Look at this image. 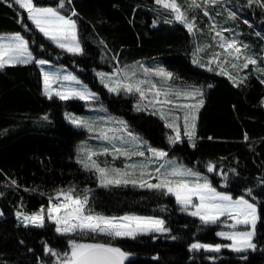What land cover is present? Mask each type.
<instances>
[{
	"label": "trees",
	"instance_id": "16d2710c",
	"mask_svg": "<svg viewBox=\"0 0 264 264\" xmlns=\"http://www.w3.org/2000/svg\"><path fill=\"white\" fill-rule=\"evenodd\" d=\"M58 2L34 0L40 7H58ZM178 3L187 7L185 0ZM246 5L247 0H224L208 11L217 27L231 29L226 33L249 45L244 51L257 61L246 69L230 66L243 64V57L223 65L237 86L228 75L220 74L216 64L207 63L213 52L222 50L212 39L214 33L207 25L209 18L199 8L188 12L189 19L195 17L197 25L195 33H190L185 25L168 18L155 0H72L61 11L63 15H69L73 9L77 13L72 18L77 21L83 49L78 56L46 40L13 0H0V35L21 33L38 59L69 68L83 83L101 93L106 106L124 117L131 131L147 145L162 149L168 157L206 174L220 191L234 197L244 196L255 203L259 213L256 249L243 254L223 250L220 264H264V83H261L264 72L257 70L264 69V9ZM229 10L236 12V19L228 18ZM21 17L31 31L24 30ZM197 46L204 50L197 53ZM194 59L205 66L193 63ZM219 59L222 61L224 57ZM145 65L173 72L178 77L168 82L173 88L195 85L202 89L204 103L196 112L195 147L183 135V125L181 140L170 143L168 137L175 133L166 127L159 114L138 111L135 103L139 100L134 94L135 97L121 93L109 95L98 76L122 67L139 69ZM151 76L148 79L158 87L165 86L157 76ZM244 77L247 79L239 83ZM43 88L41 70L34 62L0 70V193L3 194L0 195L3 213L0 264H56V257L47 253L46 247L64 253L69 251L72 239L81 242L110 239L103 235H58L53 224L24 227L17 219V212L30 214L41 207L48 208L49 197H55L60 189L70 188L75 189L74 196L88 197L86 208L94 214L154 216L163 219L171 229L165 234L111 239L115 246L132 253L125 264L202 263L205 255L191 251L190 245L197 241L219 243L217 228L203 225L183 213L175 198L165 191L132 184L102 186L98 172L81 163L90 164L81 154L92 148L88 133L73 125L65 115L83 111L84 103L49 99ZM179 99L175 97V102ZM44 116L48 119H43ZM179 123L183 124L182 120ZM95 148L99 152L108 149L106 155H100L107 165L112 161L119 164L109 154L111 149L106 143L97 142ZM209 162L215 165V171L207 170ZM13 180L16 185H12ZM248 189L252 190L251 195ZM171 236L177 239L172 240Z\"/></svg>",
	"mask_w": 264,
	"mask_h": 264
},
{
	"label": "snow or ice",
	"instance_id": "6c2138e0",
	"mask_svg": "<svg viewBox=\"0 0 264 264\" xmlns=\"http://www.w3.org/2000/svg\"><path fill=\"white\" fill-rule=\"evenodd\" d=\"M71 2L72 0H59L58 7H40L34 3V0H13L15 5H18L20 9L27 13V20L31 22L39 33L54 43L58 48L76 55L82 54L83 52L79 42L77 21L72 18L77 13L73 9L69 15H63L61 11L65 8L66 4L70 5ZM155 3L172 13L174 20L184 24L190 33H195L197 30L195 17L189 19V10L204 8L206 5L214 6L216 4H222L224 0H200V2L198 0H185L187 7L178 3V0H155ZM253 5L264 9V0H247V7H252ZM203 15L209 16V12L205 9ZM209 18L211 19L210 16ZM228 18L236 19V12L229 10ZM21 23L23 24L22 17ZM244 23L247 24L248 21L245 20ZM209 27L215 33L212 39L216 41V46L222 51L213 52L211 59L207 63L209 65L216 64L221 69L220 74L228 75V78L239 86L237 81L224 70L223 65L229 64L230 60L238 61L241 57L244 59L243 64L231 63L230 66L232 68L246 69L249 67V64L256 65V59L247 55L244 51L249 48V45L244 44L234 36L230 38L223 35L224 32H230L231 29L221 27L217 30L215 24H211ZM23 28L25 31H31L27 24H23ZM204 47H211V45H205ZM203 50L204 48L197 46L196 52L198 53ZM221 56L224 57L222 61L219 59ZM33 62L39 66L49 64L48 60L38 59L33 54L29 40L21 33H16L7 39L0 37V70L8 66L27 65ZM193 63L200 64V61L194 59ZM200 66L204 67L205 65L200 64ZM208 70L211 71L212 68L209 67ZM257 70L264 72V69ZM41 71L43 73L44 94L49 99L55 96L61 101L79 99L90 102L98 98L95 93L91 92L86 85H82V82L72 74L62 75L59 72L45 71L43 67H41ZM121 71L124 72V76L128 80H131L132 76L135 75L134 72L129 75L124 69H117L116 73L111 75H115ZM143 71L146 74L150 73L160 77L165 83V86L158 87L155 82L149 80H138L136 83L117 81L116 87H110L109 91L115 92L118 88L123 87L127 92L135 91L139 93L141 99H147V94L151 93L152 99L148 101V104L143 107L138 104L136 106L137 110H146L150 106L155 108L156 110L152 114H159L161 119L166 121V127L173 129L175 132V135L168 137V141L172 144L181 140V125L179 121L182 119L183 135L195 147L196 112L204 103L202 89L195 85L184 89L173 88L168 82L174 81L178 77L163 67H157L156 69L144 68ZM111 75L98 73L102 83L106 76L111 79ZM245 79L247 77L242 78L239 83H243ZM65 82L79 85V87L66 86ZM261 83H264V80ZM145 84L148 85L147 88L142 87ZM53 85H56V87H53ZM181 96L196 100V103L179 105L175 102L174 98ZM157 105L160 107L157 108ZM165 105L169 106L168 111L164 110ZM176 108L185 109L182 117L174 114ZM65 115L73 125L88 128L90 131L93 130V125L85 118L75 116L72 113H66ZM169 117H171V122H169ZM43 119L47 120L48 117L44 116ZM117 123L124 125L123 131L127 132L128 137L138 147L144 146V150H138L129 154L127 149L114 148V158L115 154L124 155L129 159H131L132 155L145 157L146 152L151 153V156L146 157L145 160L139 163L126 165L124 169H120L101 167L96 160L92 159L93 156L106 155L108 149H104L99 153L90 152L88 156L90 164L83 161L81 163L84 164L85 168L95 169L99 173L102 186L106 187L110 184H137L135 179L130 180L128 178L134 175V173L129 172L127 169H136L139 167L141 169V177L148 175L150 179L154 178L157 180V183L141 180L139 187H147L149 189L165 191L166 194H173L176 202L181 205V210L188 212L193 217H198L203 225L224 224L231 229L230 231H220L217 233L218 236L230 241V243L212 244L197 241L190 245L191 251L198 252L203 250L208 253H220L222 249L227 248L236 253H245L248 250L256 249L253 238L259 216L255 203L249 202L244 196L234 199L229 194L217 191L207 177L201 176L198 171H194L192 168L177 164L174 160L167 159L168 153L166 151L153 148L147 145L146 141H142L140 137L128 132L124 121H117ZM101 138L109 139L106 132L101 133ZM119 139L123 141L124 137L121 136ZM244 139H248L247 134H245ZM152 163H158V166L154 169L157 174L155 177H152L150 172L144 171ZM207 170L209 172L215 171V165L209 162ZM11 183L12 185H16L15 180L11 181ZM74 191L75 189L72 188L67 191L60 189L55 197H49L50 204L48 208L41 207L38 211L30 214L23 212H17L16 214L17 219L21 220L24 227L31 225L42 228L44 227L45 217H47L56 224L55 231L57 233L64 235H103L110 238L107 242H81L72 239L69 240V251L64 253H57L52 248L46 247L45 251L56 257V264H125L132 253L115 246L111 243V239L124 237L134 239L138 235L171 232V229L165 225L163 219L154 216L125 215L122 217H109L94 214L86 208L88 197L86 195L82 198L80 196H74ZM251 191V189L247 190L248 195H251ZM0 195L3 194L0 193ZM61 197H63V200H61ZM53 200L59 202L53 203ZM189 208L192 211H189ZM0 215H3V213L0 212ZM170 238L172 240L177 239L176 236H171ZM242 258L246 259L247 257ZM209 259L215 260L216 257L212 256Z\"/></svg>",
	"mask_w": 264,
	"mask_h": 264
},
{
	"label": "rangeland",
	"instance_id": "374dc122",
	"mask_svg": "<svg viewBox=\"0 0 264 264\" xmlns=\"http://www.w3.org/2000/svg\"><path fill=\"white\" fill-rule=\"evenodd\" d=\"M198 2H200V0H198ZM213 6H205L204 8H199L200 11L204 12V10L206 9L207 11H209V8H211ZM162 8V7H161ZM162 10H164V12L166 14H168V18H170L173 22H177L174 20V17H173V14L166 11L165 9L162 8ZM207 18H209L208 16H206ZM209 21V23H208ZM177 23H180V22H177ZM182 24V23H181ZM209 24V26L211 24H215L216 23L210 18L207 19V25ZM184 25V24H183ZM217 26V25H216ZM210 28V27H209ZM210 30V29H209ZM217 30H219V27H217ZM211 31V30H210ZM212 32V31H211ZM214 33V32H212ZM41 34V33H40ZM14 34H11V35H0V37H4L5 39H7L8 37L12 36ZM42 35V34H41ZM215 35V33H214ZM224 36L226 37H233V35L231 33H226L224 32L223 33ZM43 36V35H42ZM213 36V35H212ZM44 37V36H43ZM45 38V37H44ZM46 40H48L47 38H45ZM218 39V38H217ZM49 42H51L50 40H48ZM52 43V42H51ZM53 45H55L54 43H52ZM56 46V45H55ZM57 47V46H56ZM61 49V48H60ZM63 50V49H62ZM65 51V50H64ZM67 52V51H66ZM70 53V52H68ZM72 54V53H71ZM78 56L82 55V54H76ZM242 58V57H241ZM39 66V65H38ZM41 67H43V69L45 71H50V72H59L61 73L62 75L64 74H72L74 76L77 77V75H75V73H73L69 68L67 67H63V66H59V65H55L53 63H51L49 61V64L47 65H44V66H39L40 70H41ZM144 68H148L146 65L145 66H142V68H137V67H128V68H119V69H124L125 71H127L129 73V75H131L133 72L135 73L134 76H132L131 80H128L125 78L124 76V72L121 71L115 75H111L113 73H116V70L113 71L112 73H109L111 75V79H109V77H105L104 78V82L101 84L105 87V89L107 90V93L110 95H118V94H124V95H131L133 97H135L134 95H136V99L139 100V102H136L135 104L136 105H141V107H143L144 105H147L148 104V101L152 99V95L151 93H148L147 96L148 98L147 99H141L139 93L133 91V92H127L123 87H120L118 88L117 91L115 92H112V91H109V88L110 87H116V82L117 81H121L123 83H136L138 80H149V81H152L151 79H148L150 78L151 74H146L144 73L143 69ZM42 73V71H41ZM42 76H43V73H42ZM154 75H152L151 77H153ZM159 79H161L160 77H158ZM77 79L79 81L82 82V80L80 78L77 77ZM101 79V77H100ZM153 82V81H152ZM155 82V81H154ZM66 86L67 85H70V86H76V87H79V85H75V84H70V82H65ZM82 85H86L87 88L96 94V96L98 97L96 100L94 101H90V102H86V101H83V100H79V99H73V100H79L81 102L84 103V110L79 112V113H75V112H68V113H72L74 114L75 116H79V117H83L85 118L90 124L93 125V130L90 131L88 128H85V127H79L81 129H84L87 133H88V140L91 143L92 145V148L91 149H88V151L86 150V152L84 151H81V154H83V158L84 159H88V156L90 154V152H97L99 153V150L97 148H95V144L97 145V142L100 143V142H104L108 145V148H110V155H112L114 157V151L113 149L114 148H123V149H127L129 151V154H131L132 152H135V151H138V150H144V146H137L133 141H131V138L128 137L127 135V132L123 131V128H124V125H121L119 123H117V121H124L126 123V126H127V131L128 132H131L133 135L135 136H138V134H135L134 132L131 131L130 129V125L128 124L127 120L120 116V115H117L115 114L114 112H112L107 106L106 104L104 103V97L101 93L97 92V91H94L93 89H91L87 84L83 83L82 82ZM107 85V86H105ZM53 87H56V85H53ZM143 88H147L148 85L145 84V85H142ZM44 89V88H43ZM134 94V95H133ZM55 97V96H54ZM181 99H179L180 101H177L176 103L179 104V105H184V104H195L196 103V100H193V99H188V98H184V97H180ZM175 99V98H174ZM160 107L159 105H157V108ZM169 109V106L168 105H165L164 106V110L165 111H168ZM147 111H150V112H153L154 110H156L155 108L153 107H148L146 109ZM185 111V109L183 108H176L175 109V112L174 114L175 115H178V116H183V112ZM182 112V113H181ZM181 116V117H182ZM182 120V119H181ZM183 122V121H182ZM183 124H181L182 126ZM103 132H106L107 133V136L109 137V139H103L101 138V133ZM175 133V132H174ZM121 136L124 137V140L122 141L121 139H119ZM142 140V139H141ZM127 141V142H125ZM151 156V153H147L146 152V156L145 157H139V156H135V155H132L131 156V159H129L128 157L124 156V155H120V154H115V160L117 162H119V164H116V163H113L114 161H112L111 164L107 165L106 161H104L103 159H100V155H97V156H93L92 159L96 160L97 163L100 164L101 167H108V168H120V169H124L126 165H130V164H133V163H139L143 160L146 159V157H150ZM167 159H170V160H174L176 161L177 164H182L184 165L183 163H181L177 158H174V157H167ZM153 160H155V158H153ZM162 162V161H161ZM158 166V163H152L147 169H145L144 171L145 172H150L152 174V177H155L157 174L155 173L154 169ZM186 166V165H184ZM188 167V166H186ZM190 168V167H188ZM129 172H133L134 175L128 177L130 180L131 179H135L137 181V184H135L136 186H139V182L141 180H147L151 183H157V180L152 178L150 179L148 175H144L143 177L140 176V172H141V169L138 167L136 169H131V168H128L127 169ZM194 170V169H193ZM194 171H197V170H194ZM201 176L203 177H207V179L211 182L210 178L198 171ZM99 174V173H98ZM114 175V174H113ZM150 179V180H149ZM203 182V181H201ZM128 184H132L134 185L133 183H128ZM212 184V182H211ZM119 185H126V184H119ZM213 186V184H212ZM214 188H216L215 186H213ZM144 189H149L147 187H143ZM149 190H156V189H149ZM217 191L221 192V193H226V192H222L220 191L219 189L216 188ZM226 194H229V193H226ZM169 196H172L175 198V196L171 193H168ZM231 195V194H229ZM234 199L236 198H239V197H234L233 195H231ZM246 199V198H245ZM61 200H63V197H61ZM176 200V198H175ZM59 201H54L53 203H58ZM250 202V201H249ZM252 203V202H251ZM176 204L181 208V205L178 204L176 202ZM257 207V206H256ZM258 210V208H257ZM182 211V210H181ZM189 211H192L191 208H189ZM1 212V210H0ZM183 213L185 214H188V212H185V211H182ZM131 215V214H129ZM189 215V214H188ZM125 216V215H124ZM138 216V215H136ZM191 216V215H189ZM258 216H259V213H258ZM122 217V216H121ZM193 217V216H191ZM196 219L199 220L198 217H194ZM161 219V218H160ZM223 219V218H222ZM21 222V220H19ZM200 221V220H199ZM259 219L257 220V223H258ZM47 223H50V224H53L54 227L56 228V224L49 220L47 217H45V221H44V226L45 224ZM22 223V222H21ZM229 223H231V221H229ZM257 223H256V227H257ZM208 226H213V227H216L217 228V231H216V237L220 240L219 244H228L230 243V241L220 237L217 235L218 232L220 231H230L231 229H229L228 227H226L224 224H213V225H208ZM28 227H32V228H41V227H34V226H28ZM57 233V232H56ZM58 235H64V234H61V233H57ZM152 234H160V233H152ZM165 234V233H164ZM79 235V234H78ZM147 235H150V234H147ZM139 236H143V235H138L136 237H139ZM255 236H256V229H255ZM255 236L253 238V242L255 240ZM135 237V238H136ZM125 238H130V237H124L122 239H125ZM130 239H133V238H130ZM223 250H227V251H230L231 253L233 254H243V253H236V252H233L231 251L230 249H227V248H224L222 249ZM221 251V252H222ZM254 250H248L247 252L245 253H248V252H253ZM195 252V251H193ZM220 252V253H221ZM197 253V252H195ZM198 253L200 254H203L205 255V257L203 258V262L200 263V264H220V261L222 260L221 259V255L220 253H208V252H205L203 250H200L198 251ZM216 257L215 260H212V259H209V257Z\"/></svg>",
	"mask_w": 264,
	"mask_h": 264
}]
</instances>
